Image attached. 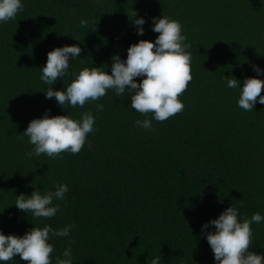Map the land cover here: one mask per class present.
<instances>
[{
	"label": "trees",
	"instance_id": "16d2710c",
	"mask_svg": "<svg viewBox=\"0 0 264 264\" xmlns=\"http://www.w3.org/2000/svg\"><path fill=\"white\" fill-rule=\"evenodd\" d=\"M23 10L0 23V231L23 236L32 227L60 230L55 258L71 249L73 264H214L202 225L233 206L240 219L264 216V105L237 106L235 78L264 79V0H22ZM135 18H144L136 35ZM179 21L191 54V81L178 97L184 108L163 122L130 107V94L114 90L83 107L46 99L40 80L47 53L77 45L70 73L126 59L140 40L154 42L153 17ZM87 27H81V20ZM74 76L59 78L62 91ZM139 83V78H137ZM261 95H264L262 88ZM103 110L97 111L96 105ZM50 116L79 119L91 112L94 131L77 154L53 159L32 150L23 133L29 122ZM149 119L151 130L135 121ZM66 184L52 218H33L16 197L55 191ZM243 203V207H240ZM250 251L264 255V222L252 224ZM7 264H27L19 256Z\"/></svg>",
	"mask_w": 264,
	"mask_h": 264
},
{
	"label": "clouds",
	"instance_id": "9594fccd",
	"mask_svg": "<svg viewBox=\"0 0 264 264\" xmlns=\"http://www.w3.org/2000/svg\"><path fill=\"white\" fill-rule=\"evenodd\" d=\"M23 10L22 0H0V23H6ZM136 35L143 36L144 18H135ZM151 31L157 33L154 42L140 40L126 50L125 60L111 58V74L101 68H84L78 74L70 73V60H76L81 47L77 45L54 48L47 53L46 64L41 71L40 80L50 85L44 92L46 99L54 98L60 106L83 107L87 102L96 101L105 96L108 90H114L117 96L130 94V107L136 112L152 114V120L163 122L181 112L183 103L178 97L186 90L191 81L190 47L181 34L179 21L168 17H153ZM81 27H87V21H80ZM257 76H264V70L254 67ZM72 75V82L62 91H54L52 85L62 77ZM139 78V83H137ZM226 86L239 89L237 106L244 111H253L254 105H264V79L245 78L243 86L235 78H225ZM97 111L103 106L97 104ZM135 126L151 130V121L136 120ZM95 119L92 113L85 112L79 119L71 115L50 116L46 111L42 118L29 122L23 135L33 145L25 155L29 158L45 154L57 158L63 152L77 154L84 147L88 134L94 131ZM55 191H33L31 196L23 194L16 197L15 207L33 218H52L59 210L54 200H63L68 192L66 184L55 185ZM240 207H243L241 203ZM264 222V216L254 213L250 219H240L239 209L233 206L224 210L216 219L202 225V232L207 229L206 240L213 254L214 264H264V255L254 253L252 247V224ZM73 225H66L54 230L49 225L43 228L32 227L23 236L5 235L0 231V264H7L13 257L27 264H53L51 254L54 252L52 240L67 237ZM55 264H73L70 248H66L61 257L55 258ZM151 264H160L159 257Z\"/></svg>",
	"mask_w": 264,
	"mask_h": 264
}]
</instances>
